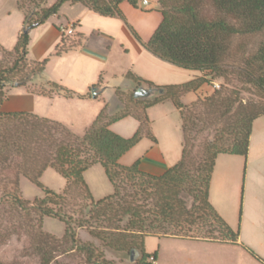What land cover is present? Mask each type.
Instances as JSON below:
<instances>
[{
	"label": "trees",
	"instance_id": "trees-1",
	"mask_svg": "<svg viewBox=\"0 0 264 264\" xmlns=\"http://www.w3.org/2000/svg\"><path fill=\"white\" fill-rule=\"evenodd\" d=\"M123 2L138 9L139 0H55L36 21H27L24 15L26 32L20 33L14 48L6 51L0 46L4 55L12 57L10 68L0 69V89L10 81L9 76L41 75L45 62H30L26 58L28 32L56 15L64 3L80 4L100 16L121 19L146 51L175 67L207 72L205 76L210 75L211 80L200 76L180 85L156 87L127 73L126 78L137 85L146 84L162 92L150 98L134 99L131 95L132 112L124 111L101 123L105 104L80 136L59 122L31 113L0 112V246L12 237L17 240L25 237L28 246L23 249L24 254L36 256L39 264H50L57 256L76 251L84 253L87 264H108L105 255L117 252L123 255L136 252L139 264H151L149 260H155L156 252L145 253L143 244L145 238L152 236L220 243L236 241V233L208 203V188L217 156L245 158L252 123L264 116V103H244L239 98L244 86L264 96V38L255 53L239 59L231 55L233 38L264 35V0H156L161 21L145 43L126 24L119 9ZM16 7L22 10L17 3ZM80 42L77 40L70 46L62 42L56 54L67 52ZM214 79L223 80L218 89L213 86ZM22 81L15 83L23 86ZM231 81L235 82L234 87L229 86ZM49 84L58 92L47 95L84 97L55 83ZM201 86H210L212 91L202 97L197 95L188 105L180 102L183 96L196 93ZM7 94L0 93V105ZM165 101L172 102L179 112L180 160L159 177L141 172L138 161L130 166L120 165L119 159L143 137L154 141L146 110ZM125 117L138 122L136 132L127 139L108 129L111 123ZM199 135L201 140L195 145ZM94 165L102 167L113 189L110 196L98 201L93 199L83 177ZM48 169L65 181L62 192L48 190L40 183ZM20 178L39 188L43 197L32 201L22 199ZM195 183L198 206L216 219L221 231L207 224L202 235V220L185 211L181 204L179 195L183 186ZM43 218L64 225L61 240L42 230ZM81 229L87 230L98 245L79 241L76 233ZM214 233L224 237L223 241L212 236ZM67 244L72 247L62 250Z\"/></svg>",
	"mask_w": 264,
	"mask_h": 264
},
{
	"label": "crops",
	"instance_id": "crops-1",
	"mask_svg": "<svg viewBox=\"0 0 264 264\" xmlns=\"http://www.w3.org/2000/svg\"><path fill=\"white\" fill-rule=\"evenodd\" d=\"M150 1L156 2V0ZM16 2L17 0H0V31L11 27L13 33L10 35V41H13V48L24 25V13L22 10L17 9ZM64 8L66 9L59 13ZM119 9L126 24L143 43L150 39L161 21L158 10L142 11L139 8H133L126 2L121 3ZM59 11L56 15L50 17L57 21L56 23L45 24L44 21V23L29 30L26 58L30 62H45L40 75L41 80L55 83L84 97L65 98L56 94L36 93L26 89L29 84L27 83L23 86H13L8 91L6 99L0 105V112L31 113L52 121H61L59 123L80 136L94 122L101 108L105 105L104 102H109L116 90L133 86V92H135L142 85H137L134 81H132V84H128L126 80H131L126 78L127 73H131L134 77L145 82H150L156 87L178 85L159 82L158 76L151 71L133 70V64L131 65L127 61L128 57L132 60L145 58L147 62L151 63L156 57L136 42L121 19L100 16L80 4L64 3ZM98 17L105 19H99ZM67 25L74 26V34L62 37L58 32V27ZM77 40L81 41L78 45L65 53L56 54V49L62 45V42L66 46H70ZM0 41H4L1 33ZM200 76H202V73L195 72L187 82ZM92 89L95 90V98L92 97ZM88 94L90 97L86 96ZM197 95L202 97V86L196 93L183 96L180 102L183 105H188L196 99ZM98 99L102 102L99 104L100 109L91 110V103ZM57 102L76 104L77 108L70 111V116H58L57 121L48 115V110L52 107V104ZM156 106H163L166 108L164 110L169 109L170 112L169 118L157 119V122L150 119V133L154 141L143 137L118 162L122 166H130L138 161L141 172L159 177L180 160L182 134L179 112L172 102L165 101ZM156 106L147 109L146 115L149 110ZM44 109H46V115H43ZM82 110H89L90 113L77 127L78 116L82 113ZM128 119L134 121L137 130L138 122L131 117H125L111 123L108 129L125 138L126 136L114 131L113 128ZM133 149L137 150L136 153L129 155L130 152H134ZM97 166L99 165H94L84 172V181L90 171L97 168ZM99 167L102 169L101 166ZM102 171L104 173L103 169ZM90 193L94 198L95 194L92 189ZM207 200L222 222L236 233V241L233 243H220L188 241L185 239L173 240L184 242V244L189 242L191 247L197 246V255L202 258L199 264H264L263 125H258L257 121L252 123L245 158L225 154L217 156L210 176ZM189 251L192 253V249ZM248 251L261 259L263 263L255 260ZM173 258L172 261H165L158 248L155 260L150 263L179 264L177 256H173ZM185 264L195 263L191 262L190 259H186Z\"/></svg>",
	"mask_w": 264,
	"mask_h": 264
},
{
	"label": "rangeland",
	"instance_id": "rangeland-1",
	"mask_svg": "<svg viewBox=\"0 0 264 264\" xmlns=\"http://www.w3.org/2000/svg\"><path fill=\"white\" fill-rule=\"evenodd\" d=\"M54 1L55 0H17L16 3L24 12V15L27 17V21H36L41 17L42 11L50 8L54 4ZM65 9L66 8L59 11V13H62V11H64ZM49 18L45 20V24H51L57 22ZM99 19H105V18H99ZM105 21H111V20H105ZM21 32H25L24 28L21 29ZM0 33H1V37H3L4 40V41H0V45H2L6 51H11L13 49V41H10V35L13 33V30L11 29V27H9L1 30ZM59 34L63 37V35L60 32ZM263 38H264L263 34L233 38L231 43V55L236 57V59L237 58L239 59L242 56L246 57L247 55H251L255 53ZM11 61H12V57L4 55L0 51V69H5V68L9 69L11 65ZM127 61L129 62V64L131 65L133 64V70H138L140 72L151 71L154 75L158 76L159 82L165 84L174 83L179 85L186 83L187 80L191 79V76L194 75L195 72H198L194 70H185L175 67L172 64L162 61L157 57L155 58V60H153V63L147 62L145 58L132 60L130 57H128ZM206 73L207 72H202V77H204V79L211 80L210 75L205 76ZM22 75H17L12 78L9 76L10 81L4 84V86L0 89V93L7 94L8 91L11 90V88L15 86V84H17L15 82L16 81L19 82L20 80H23L22 81L23 85L29 83L26 86V89L29 91L40 92L44 94L58 92V90L52 87L49 83L45 82L44 80H41L40 76L37 77L36 75H31L25 77ZM126 82L128 84H132V81L126 80ZM213 84H215L213 85L215 89H218L219 86L223 84V80L214 79ZM228 84L229 86L232 85L234 87L235 82L231 81ZM235 87L240 88L239 85ZM211 91L212 88L210 86L202 87V96L209 94ZM133 93H134L133 86L126 89L116 90L114 92V95H112L110 101L104 102V104H106L105 106L106 109L100 122L102 123L105 120L117 117L121 115L124 111L132 112L133 105L130 103V101H131V95L133 96ZM239 98L242 99L244 103L245 102H249L252 104L264 103V96L259 95L257 92H255V90H253L251 87L248 86H244L241 88ZM64 103L65 102H57L55 104H52V107L48 110V115L54 119H56L58 116H64V117L70 116V111L73 108H77V106L76 104L74 105V104H64ZM100 103L102 102L99 99L95 102H92L90 109L94 111L95 109L99 110ZM164 109L166 108H164L163 106L154 107L153 109L147 112V118L149 119V121L150 119L154 120V122H157L156 121L157 119H161V118L163 119L165 117L169 118L170 110L168 108H167L168 110H164ZM89 113H90L89 110L88 111L82 110V113L78 116L79 118L76 123L77 127L81 125L83 120H85L86 115ZM43 115H46V109H44ZM255 121H257L258 125L260 126L263 125L264 127V116L257 118ZM113 130L116 132H120V134L126 136L125 138H130L136 130V124L132 119L124 120L120 124L114 126ZM191 135H194V133H192ZM200 140H201V136L199 135L196 137L195 145L199 144ZM196 149L198 148H195L194 150ZM132 151L134 152H130L131 154L129 155H132V153H136L137 150L133 149ZM40 183L44 188L56 193L62 192L63 189L65 188L64 180L53 170H47L41 176ZM85 183L89 187V189L91 188L93 190L95 194V197L93 199H95L96 201L106 198L112 194L111 184L109 183L102 169L99 166H97V168H93L90 171V173L88 174L85 180ZM19 185H20V195L22 199L32 201L36 198L43 197V193L41 192V190L36 186H34L33 184L26 181L25 179L20 178ZM145 185L146 184L143 185L144 188L146 187ZM196 187H197V183H195L194 186H189V184L183 186L182 188L183 190L179 195L181 204L183 205L185 211L189 212L190 214H193L194 217L197 218L199 217L200 222L202 220V235L206 230L207 224L212 225V227L215 230L221 231L222 228L220 227V224L216 221V219H214L212 216H209V214L204 210L203 207L198 206L199 204L197 202V199L195 198V192H194ZM149 190L150 189H148V191ZM75 194L76 192H74V195ZM42 230L45 233L50 234L57 240H61L64 235V225L50 218L42 219ZM76 235H77L76 238L82 243H92L95 244V246L98 245V242L95 241L89 235V232L85 229L77 230ZM212 236L218 238L220 241H223L224 239V237L218 236L215 233L212 234ZM173 239H177V238H164V237H153V236L147 237L145 243L143 244L144 251L148 254H153L154 252H157L159 248L160 253L162 254V257L164 258L165 261H172L174 260L173 256H177V260L179 264L181 263L185 264L186 259H190L191 262L195 264H199L202 258L197 255V248H196L197 246L191 247L189 242L184 244V242H176ZM27 246H28V241L26 240L25 237H21L20 240H17L16 237H12L4 246H0V262L7 264H39L38 258L36 256H27L24 254L23 249H26ZM177 246H181V247H177ZM71 247H72L71 244H67L62 247V250L69 249ZM190 249H192V253H190L189 251ZM95 256L96 253L94 254L93 258H95ZM105 259L106 261H108V264H139L138 263L139 254L136 252L128 253L126 255H123L119 252L114 254L108 253L105 255ZM50 264H87V263L84 260V253L81 251H76V252H69L66 254L59 255Z\"/></svg>",
	"mask_w": 264,
	"mask_h": 264
},
{
	"label": "water",
	"instance_id": "water-1",
	"mask_svg": "<svg viewBox=\"0 0 264 264\" xmlns=\"http://www.w3.org/2000/svg\"><path fill=\"white\" fill-rule=\"evenodd\" d=\"M138 8L142 11H150V10H159L158 4L155 1L150 0H139ZM26 32V31H25ZM18 85L15 84V87ZM95 90L92 89V97L95 98ZM161 90H157L156 88H151L146 84H142L135 90L133 93V98H150L154 97L157 94L161 93Z\"/></svg>",
	"mask_w": 264,
	"mask_h": 264
},
{
	"label": "built area",
	"instance_id": "built-area-1",
	"mask_svg": "<svg viewBox=\"0 0 264 264\" xmlns=\"http://www.w3.org/2000/svg\"><path fill=\"white\" fill-rule=\"evenodd\" d=\"M58 31L65 37H68L70 35L74 34V26L73 25H67V26H59ZM153 260L150 258V262Z\"/></svg>",
	"mask_w": 264,
	"mask_h": 264
}]
</instances>
